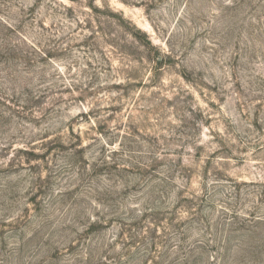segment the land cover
Returning <instances> with one entry per match:
<instances>
[{"label": "rangeland", "instance_id": "374dc122", "mask_svg": "<svg viewBox=\"0 0 264 264\" xmlns=\"http://www.w3.org/2000/svg\"><path fill=\"white\" fill-rule=\"evenodd\" d=\"M0 264H264V0H0Z\"/></svg>", "mask_w": 264, "mask_h": 264}]
</instances>
